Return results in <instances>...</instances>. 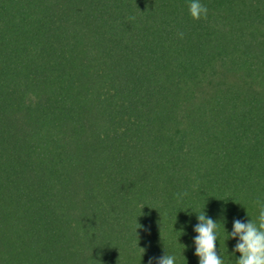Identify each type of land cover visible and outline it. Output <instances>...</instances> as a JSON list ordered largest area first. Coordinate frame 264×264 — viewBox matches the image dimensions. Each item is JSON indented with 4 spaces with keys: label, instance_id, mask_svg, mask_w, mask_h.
<instances>
[{
    "label": "trees",
    "instance_id": "16d2710c",
    "mask_svg": "<svg viewBox=\"0 0 264 264\" xmlns=\"http://www.w3.org/2000/svg\"><path fill=\"white\" fill-rule=\"evenodd\" d=\"M190 2L0 0V264H199L203 211L236 264L264 201V0Z\"/></svg>",
    "mask_w": 264,
    "mask_h": 264
},
{
    "label": "clouds",
    "instance_id": "9594fccd",
    "mask_svg": "<svg viewBox=\"0 0 264 264\" xmlns=\"http://www.w3.org/2000/svg\"><path fill=\"white\" fill-rule=\"evenodd\" d=\"M188 11L193 20L207 18L208 8L200 0H191ZM178 35L182 39L184 34L180 32ZM186 195V192L177 194L178 197ZM256 204L259 209L256 222L234 219L233 230L227 233V239L238 237L233 253L239 252L241 255L236 264H264V201L258 199ZM197 220L198 223L193 229L197 235L193 243L195 245L194 255L199 258V264H224L216 249L218 222L210 217L206 218L204 211L197 214ZM141 249L143 254L145 249ZM153 260L155 264H175L176 257L166 253L161 257L149 258L148 264H153Z\"/></svg>",
    "mask_w": 264,
    "mask_h": 264
}]
</instances>
